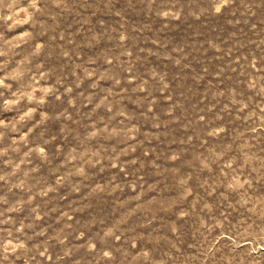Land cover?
<instances>
[{
  "label": "rangeland",
  "instance_id": "374dc122",
  "mask_svg": "<svg viewBox=\"0 0 264 264\" xmlns=\"http://www.w3.org/2000/svg\"><path fill=\"white\" fill-rule=\"evenodd\" d=\"M0 264H264V0H0Z\"/></svg>",
  "mask_w": 264,
  "mask_h": 264
}]
</instances>
